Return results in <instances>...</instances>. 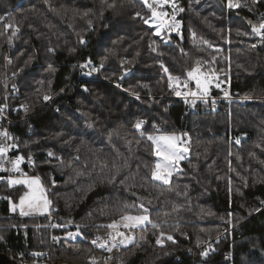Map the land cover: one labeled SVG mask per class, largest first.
I'll return each mask as SVG.
<instances>
[{
	"label": "trees",
	"instance_id": "obj_1",
	"mask_svg": "<svg viewBox=\"0 0 264 264\" xmlns=\"http://www.w3.org/2000/svg\"><path fill=\"white\" fill-rule=\"evenodd\" d=\"M241 3L228 9L226 0H177L184 9L179 40L156 35L136 16L150 15L140 0H0V16H5L0 98L4 58L14 40L8 80L20 93L9 104L27 107L16 111L21 120L12 126L17 152L25 157L27 174L41 178L52 217L82 227L75 242L53 241L63 229H49L42 215L11 210L25 186L0 182V253L7 254L8 264H264V152L256 147L264 146V46L252 47L255 34L248 23L258 24L264 3ZM12 22L20 29L15 36L4 27ZM103 57L98 72L88 75L90 68L80 67L89 59L98 67ZM198 59L208 60L230 91L256 98L244 105L223 103L209 113L197 101L193 107L172 98L161 65L184 77ZM48 93L53 97L45 101ZM138 119L147 121L145 135L134 127ZM157 129L189 138L182 171L168 185L152 178L155 155L147 136ZM49 150L55 155L48 156ZM140 204L153 223L135 229L127 248H114L111 258H103L91 245L95 234L105 233L104 226L121 215L141 214ZM229 214L232 226L226 223ZM160 231L174 241L156 245ZM220 234L206 258L198 253L193 261L189 250L197 240ZM33 250L48 252L43 263L26 256ZM228 254L231 261L225 260Z\"/></svg>",
	"mask_w": 264,
	"mask_h": 264
},
{
	"label": "snow or ice",
	"instance_id": "obj_2",
	"mask_svg": "<svg viewBox=\"0 0 264 264\" xmlns=\"http://www.w3.org/2000/svg\"><path fill=\"white\" fill-rule=\"evenodd\" d=\"M107 0H105V3ZM141 2L147 7V9L151 12V16L148 18H144L140 12L136 13L137 17H140L144 20L145 24H149L152 26L155 30L156 35H160L162 31H165L167 29H171L172 31H177L180 28V22L176 20V14L178 12H183L184 9L182 7H179L177 4V0H141ZM254 3L258 2V0H253ZM164 5H171L173 11L171 14H169L167 11H164ZM109 7H114L115 4L108 5ZM241 0H226V7L228 9H239L242 7ZM159 9V10H158ZM85 16L88 15V12L84 13ZM171 19V22H169V19H166V17H169ZM5 20V16H0V22ZM91 21H89V24ZM248 23L251 25V32L252 34H255L261 38V41L264 42V14L260 16L259 23L253 24L252 21H248ZM5 30L12 29V36H15L17 32H19V27L15 25L14 22L12 23H6L4 24ZM239 31V30H238ZM179 34V33H178ZM244 35H249V33H243ZM191 36L193 38V41L195 42L197 39V34L195 31L191 32ZM9 40H11V37H9ZM199 40L208 45L209 47H212V44L205 40L203 37H199ZM81 43H84L83 40H81ZM253 48L256 47V45H252ZM183 51V50H182ZM107 57H103L101 59V62L99 66H93L92 60H87L84 64L80 65L81 68H90V71L87 73L88 75H91L93 72H98L100 69L104 67V63L106 61ZM213 60H215V57H213ZM29 60L27 63H30ZM205 64L210 63L209 61H204ZM91 66V67H90ZM49 69L52 71H55L53 66L50 64ZM163 71L168 74V87L169 89L174 92V94L178 97L183 96L188 101V98L191 97V105L194 107L197 100H201L204 103H208V100L206 97L209 96V85L211 83L212 78H215V73L213 72L211 76L206 74L204 71H202L201 68V60L196 61V66L187 69L186 70V76L187 79H185L183 82L181 81V77L178 75H173L169 72L168 68L165 67L163 64L161 65ZM22 71V70H21ZM15 75V74H14ZM125 75H127V72H125ZM124 77L121 76L120 79H123ZM188 80L195 82V90H192L188 86ZM43 83V82H42ZM48 84L51 85V81H48ZM119 87V85H117ZM217 88L220 87V84L217 83L215 85ZM184 88L187 89L186 91H181L180 89ZM87 91V89H84ZM136 98L139 99V95L135 94ZM229 92L224 91L225 98L229 97ZM251 97L245 96L244 99H250ZM43 99L45 101L50 100L51 96L45 94L43 96ZM213 104H215V101H212ZM23 107V106H22ZM3 109L0 108V112H2ZM147 121L138 119L135 123L134 127L137 131L140 132L141 135H145V132L143 130V125L146 124ZM155 127V126H154ZM159 131V129H157ZM184 136H187V133L183 134ZM0 137H3L5 141L9 139H14L9 135V133L5 130L0 132ZM147 139L152 142L153 145V155H155L158 158L157 163L155 164V167L152 170V178L157 181H161L163 184H171V179L174 173L182 171V169H179L177 166L179 163L186 159V153L189 151V148L186 146H183L184 144H187L188 141H183L181 136H178L176 134H160V135H152L149 134L147 136ZM236 143H240V139L237 138ZM17 145L15 144H9L7 142L0 143V172H12V173H18V176H8L6 179L7 184L9 187L12 186H18L23 185L25 186L28 191L24 192L22 196L19 198V204H12L11 210L15 212L17 208H19L20 215L27 216L31 215L33 213H39L41 215L48 213L50 206L52 205V201L47 198L46 195V189L43 187L41 183V178L39 176H29L27 173L23 172L20 165L25 160V157L23 155H17L15 159L8 158V153L16 148ZM257 148L260 149L261 152H264V146L257 144ZM55 153L51 150L48 151V156H54ZM229 155H232L229 153ZM250 156H252L254 159H259L257 154L255 152L250 153ZM29 162L34 163L32 161V158L28 157ZM62 159V158H61ZM7 160L8 164H11V168H6L4 166V161ZM229 163H231L229 161ZM261 164H264V160L260 161ZM115 166V165H114ZM126 166V165H125ZM104 167H107V165H104ZM230 170H233L230 168ZM116 174H119V169H117ZM5 178L3 176H0V180H4ZM115 177H113V180ZM229 184H231V179L229 178ZM186 194V193H185ZM262 204H264V201H261ZM125 207H129L128 205H125ZM139 207L143 210L141 214L139 215H131V214H124L119 217L118 220H113L111 223L105 225L107 229H110L107 233V239H104L102 242L101 237H96V239L92 240V243L96 245L97 247L101 249H105L108 252H111L114 248H117L118 246H125L127 247L128 244L133 243L135 236L134 235H128L124 231H121V228L127 229L129 231L133 229H137L142 225H145L147 223H153L151 221L149 216V210L144 207L143 204H140ZM258 210V209H257ZM231 214H229V219L226 221V223L231 224ZM223 219V218H222ZM71 223V221H69ZM53 227H60L61 225H52ZM79 225L77 228L79 229ZM81 235L79 231L73 233L69 232L67 233L68 239H75L77 236ZM166 234L164 232H160L159 236L157 237L156 243L162 245V237H164ZM143 239V237H141ZM2 239V237H0ZM61 237L53 236V241H59ZM168 240H173L172 235H167ZM99 242V243H98ZM203 241L197 240V246H199ZM34 255H42V253H34ZM203 256H207L208 252L203 251L201 253Z\"/></svg>",
	"mask_w": 264,
	"mask_h": 264
},
{
	"label": "built area",
	"instance_id": "obj_3",
	"mask_svg": "<svg viewBox=\"0 0 264 264\" xmlns=\"http://www.w3.org/2000/svg\"><path fill=\"white\" fill-rule=\"evenodd\" d=\"M261 1L264 3V0H261ZM166 7H167V10H168V13L171 14L172 11H173L171 5H166ZM262 14H264V8H261V9H259L257 11L258 23H259L260 16ZM168 19H169V22H171L170 16L168 17ZM176 20L180 22V28L178 29V32L177 31H172L171 29H167V30L164 31V33L167 35L168 38L176 37L179 40H181L182 39L183 24H182V21H181V18H180V12H178L176 14ZM254 44L256 45L255 49L258 48V47L264 46V42H262L261 38L259 36H257V35L254 36V41L252 42V45H254ZM13 50H14V45H10L8 51L12 52ZM204 61H208V60H206V59L201 60V68L202 69H208V64L209 63L205 64ZM4 62H5L6 65H9L11 63V57L6 55L5 58H4ZM6 76H7V73H6ZM185 79H187V76L181 77V81L182 82ZM188 86L192 90H195V82L194 81L188 80ZM180 90L181 91H186L187 89L181 88ZM224 91H228L229 92L230 95H229L228 98H225ZM19 93H20V87L18 85H14V84L9 85L8 83H6L5 84V91H4V98L2 100H0V108L3 109V111L0 112V132L6 130L9 133V135L14 138V139H9V140L5 141L3 137H0V143L7 142L9 144L17 145L16 148L12 149L8 153V158H11V159H15V157L17 155H21L19 152H17V149H18L17 134H16V130L12 127L13 124L20 122L21 119L15 113L18 110L24 111L27 108L24 105H19V107L17 109H16V107L14 109H11L10 104H9V98L10 97H15V96L19 95ZM47 95L53 97V95L50 94V93H48ZM245 96H249L251 98L250 99H244ZM171 97L185 100V98L183 96L178 97V96H176L174 94V92H172V96ZM191 99L192 98L189 97L188 101H191ZM206 99L208 100V103H204L201 100H197V102L202 104L203 109H204V111L206 113H209V112L215 110L219 105H221L223 103H225L229 107L233 103H236V104H239V105H244L245 103H247L249 101H252L254 99V97L252 95H250V94H242V93H237V92L230 91L229 85L227 83V85L221 87L220 90H218L217 93L210 92L209 96L206 97ZM47 101H49V100H47ZM212 101H215V104H213ZM23 162L21 163L20 167H21L23 172L27 173L26 170L23 167ZM4 166L6 168H9V169L11 168V164H8L7 160L4 161ZM10 175L18 176L19 174L18 173H12V172H0V176H3L5 178L4 180H6L7 177L10 176ZM0 181H2V180H0ZM50 209H52V208L50 207ZM77 231H79V230L78 229H73V230H70L69 232L75 233ZM160 232L158 233V235L155 238V243H156L157 237L159 236ZM164 233L166 235L161 238L162 239V245L156 243V245H158L160 247L165 245V239H167V235H169L166 232H164ZM63 236H65L67 238V233H64ZM220 237H215L213 239L208 240L207 242H203L198 248H205L206 247V248H208L210 250L213 247L214 243ZM185 238H187V235H185ZM78 239H79V236H77L75 239H68V240H70L72 242H75ZM172 241H174V239ZM104 251L106 253H108V251H106L105 249H104ZM195 251H196V249H190L189 250V252L192 254L193 261L196 262ZM47 255H48V252H43L42 255H32V258L35 261L39 262V263H43ZM106 256L110 257L111 254L108 253ZM201 258H206V256L204 257L203 255H201ZM225 260L229 261L230 260V256L227 255Z\"/></svg>",
	"mask_w": 264,
	"mask_h": 264
},
{
	"label": "rangeland",
	"instance_id": "obj_4",
	"mask_svg": "<svg viewBox=\"0 0 264 264\" xmlns=\"http://www.w3.org/2000/svg\"><path fill=\"white\" fill-rule=\"evenodd\" d=\"M141 1V0H140ZM159 10V9H158ZM163 10L164 11H167L168 12V10H167V7H166V5H164V8H163ZM180 14H181V12H180ZM151 16V12H150V15H149V17ZM166 19H168V17H166ZM12 30V29H11ZM164 31H162L161 33H163ZM19 32H17V34H18ZM16 34V35H17ZM14 43V40H12V45H14L13 44ZM6 55H8V56H10V53H9V51L7 50V52H6ZM11 57V56H10ZM11 59H12V57H11ZM11 63H12V61H11ZM11 63L9 64V65H6L5 64V62H4V66H5V68H4V77H3V87H4V91H5V84L6 83H8L9 85H12V84H10L9 82V78L12 76V74H10L9 73V66L11 65ZM206 74H208L209 76H211V74L214 72L215 73V78H212V80H211V83H210V85H209V92H213L214 90H220V88L221 87H223V86H225V85H227V82L225 81V80H223L220 76H219V73L218 72H216V71H213V70H210L209 69V64H208V69H202ZM6 73H7V76H6ZM217 83H219L220 84V87L219 88H217L215 85L217 84ZM4 98V95H3V97H1L0 98V100H2ZM254 98H256V97H254ZM10 107H11V105H10ZM19 107V105H17L16 106V109ZM150 134H152V135H160V134H176V135H178V136H181V138H182V142L183 141H189V138H188V136H184L183 134L184 133H182V132H180V131H178V132H159V131H157V132H153V133H150ZM183 146H186V147H188V143L187 144H184ZM186 155V158H187V156H188V152L185 154ZM185 160V159H184ZM184 160H182V161H184ZM157 161H158V158L155 156V162H154V167H155V164L157 163ZM181 161V162H182ZM181 162L179 163V165L177 166L179 169H180V165H181ZM29 176H35V175H29ZM4 181H6V180H2V181H0V182H4ZM159 182H161V181H159ZM44 187V186H43ZM26 188V187H25ZM45 188V187H44ZM26 191H28V189L26 188V190H25V192ZM24 194V193H23ZM47 194V193H46ZM48 198V197H47ZM145 205H151L152 203H150V202H148V201H146V200H143V199H141V198H139ZM19 204V202L17 203V205ZM51 207V206H50ZM17 211L19 212V208H17ZM50 211H51V209H49V212L48 213H45L44 215H42V216H44L45 218H46V220H47V227L49 228V229H51V230H53V229H63L64 231H63V233L60 235V237H62V238H64V239H67L65 236H63V234L64 233H68L70 230H73V229H78L77 228V224L76 223H69V222H62V221H60V220H56L54 217H52V215H51V213H50ZM118 220V219H117ZM232 224H233V222H231V224H230V226H232ZM52 225H61L60 227H53ZM80 226V225H79ZM41 227V225L40 224H38V225H35L34 226V229L36 228V229H38V228H40ZM79 232L81 233V235H79V239H81L82 238V227L80 226L79 227ZM109 231H111L110 229H107L106 228V231H105V233H103V234H100V233H97V234H95V236H94V238L92 239V240H94V239H96V237H101L102 239H101V241H99V242H102L104 239H107V233L109 232ZM121 231H124L126 234H128V235H135L134 234V231H135V229H133V230H131V231H129V230H127V229H123V228H121ZM161 232H163V231H161ZM158 235V234H157ZM156 235V236H157ZM220 236H223V234H220L219 236H217V237H220ZM221 238V237H220ZM220 238H218V240L220 239ZM68 240V239H67ZM92 240H91V245L93 246V248L96 250V251H101L102 253H103V258H111L112 257V251L111 252H108V253H110L111 254V256L110 257H107L106 255L108 254V253H106L105 251H104V249H101V248H99V247H97L96 245H94L93 243H92ZM168 239H165V243H166V241H167ZM208 240H210V239H208ZM208 240H205V241H203V242H207ZM217 240V241H218ZM70 241V240H69ZM98 242V243H99ZM134 242V241H133ZM132 244V243H131ZM131 244H128L127 245V247L129 246V245H131ZM202 244V243H201ZM200 244V245H201ZM199 245V246H200ZM199 246H197L195 249H196V251H195V254L196 255H198V253H202L203 251H207V252H209L210 250L208 249V248H198ZM119 247H121V248H127V247H125V246H118L117 248H119ZM43 252H45V251H37V250H33V251H28L27 252V254H26V252H23V253H20L19 254V256H21V257H24V255L26 254V256L28 255L31 259H33L32 258V255H34V253H43ZM229 255V254H228ZM230 256V261H231V255H229ZM205 257V256H204ZM34 260V259H33ZM89 260L92 262V261H94L95 259L94 258H91V257H89ZM35 261V260H34Z\"/></svg>",
	"mask_w": 264,
	"mask_h": 264
},
{
	"label": "water",
	"instance_id": "obj_5",
	"mask_svg": "<svg viewBox=\"0 0 264 264\" xmlns=\"http://www.w3.org/2000/svg\"><path fill=\"white\" fill-rule=\"evenodd\" d=\"M10 262L7 254L0 253V264H8Z\"/></svg>",
	"mask_w": 264,
	"mask_h": 264
},
{
	"label": "crops",
	"instance_id": "obj_6",
	"mask_svg": "<svg viewBox=\"0 0 264 264\" xmlns=\"http://www.w3.org/2000/svg\"><path fill=\"white\" fill-rule=\"evenodd\" d=\"M47 195V194H46ZM18 212V211H17ZM19 214H20V212H18ZM31 215H41V214H39V213H33V214H31ZM44 215V214H43Z\"/></svg>",
	"mask_w": 264,
	"mask_h": 264
},
{
	"label": "bare ground",
	"instance_id": "obj_7",
	"mask_svg": "<svg viewBox=\"0 0 264 264\" xmlns=\"http://www.w3.org/2000/svg\"><path fill=\"white\" fill-rule=\"evenodd\" d=\"M203 71V70H202Z\"/></svg>",
	"mask_w": 264,
	"mask_h": 264
}]
</instances>
